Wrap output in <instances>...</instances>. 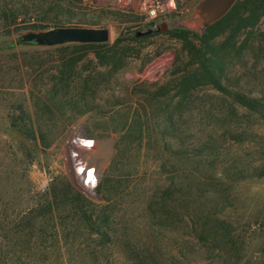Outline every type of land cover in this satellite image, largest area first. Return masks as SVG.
Returning <instances> with one entry per match:
<instances>
[{"label": "rangeland", "instance_id": "1", "mask_svg": "<svg viewBox=\"0 0 264 264\" xmlns=\"http://www.w3.org/2000/svg\"><path fill=\"white\" fill-rule=\"evenodd\" d=\"M6 1L28 13L16 24L3 26L0 20V45L25 30L59 26L106 27L109 44L131 38L109 51L42 53L33 50L34 44L0 50V264H131V252L147 243L143 234L149 232L150 211L181 214L184 205L197 204L193 185L188 188L189 148L210 126L221 132L219 119L227 107L240 109L223 89L264 100V9L251 28L233 33L229 23L216 33L222 71L213 81L190 59L199 37L170 34L175 27L203 33L185 23L198 0H183L173 23L151 24L140 10L114 0ZM146 29L153 32L136 35ZM246 37L249 45L238 50ZM59 78L70 82L53 90ZM110 131L120 148L97 174L93 168L78 173L76 161L82 162L87 151L82 146ZM259 141L244 139V176L233 182L229 199L203 202L212 213L200 221L204 211H197L189 235L181 224L158 229L164 253L156 252L162 261L168 264V255L182 250L189 264H264V173L251 167L261 161L255 152ZM106 167L109 180L101 193L97 185ZM73 171L81 178L97 176L95 196L78 187ZM173 183L184 194L163 195L168 185L174 190ZM69 188L87 200L84 206L72 201ZM87 218L99 220L97 231ZM215 219L225 224L223 231H216ZM202 221L218 245L198 238ZM227 231L232 242L223 248L220 238H228Z\"/></svg>", "mask_w": 264, "mask_h": 264}, {"label": "trees", "instance_id": "2", "mask_svg": "<svg viewBox=\"0 0 264 264\" xmlns=\"http://www.w3.org/2000/svg\"><path fill=\"white\" fill-rule=\"evenodd\" d=\"M22 8L23 6L14 8L7 4L6 0H0V20L4 22L3 26L9 25L11 23L16 24L17 19L20 18V16H23L20 18L23 19L28 11ZM263 9L264 0H236L231 8L226 12V14L216 22L205 27L202 34L199 35L197 32L190 31L183 27L171 28L170 34L179 38H186L188 34L199 37L201 44L199 47L191 48V50L195 51L194 53L190 52V59L193 58V62L196 61L199 63L204 75L209 77L210 80L215 81L218 78L216 72L220 73L222 71L220 60H216L215 56L216 51L222 46V43H216L215 40H213L216 36V33L220 32V30H224L223 27H227L229 23H231V25H229L231 27L230 31L233 33H240L242 30L244 31L247 28H251L253 19L258 17ZM24 21L27 23V26H36L34 25V22L30 23V19H24ZM124 38L127 39L131 37L124 36L117 38L118 40L112 44H109V42L67 43L52 47L35 46L33 50L42 53L53 51H59L60 53H63L70 50L77 51L83 48H94L97 49V51L105 49L106 51H109L121 39ZM248 45L249 37H246L244 42L241 45L238 44L237 47L238 50H242L243 48H247ZM256 47L257 46H255V48ZM13 48L14 45L10 42L5 45H0V50ZM89 81L91 83L93 82L92 84L94 85V81H91L90 78ZM62 82L63 84L68 85L70 80H68V78H59L57 82L53 84L52 89L54 90V88L58 84H62ZM223 92L227 93L229 96H232L238 103V107L240 109H236L235 106L227 107L222 117L219 119L222 129L221 132L218 133L217 129L215 130L214 125H212L210 126V129H208V132L205 133L204 139H198V141H195V145H193L191 149L189 148L188 177L191 180L188 182V188L190 191L191 185H193V193H197L195 194L196 198L194 197L193 201L197 204L193 206V208L190 207V205L189 207L184 205L181 207V209H179V211L183 209L185 210L184 213L180 211L181 214H173L168 211L165 213H155L156 211H150L148 222L149 232L146 230V233L144 232L143 234L144 240H146L147 243L146 245L143 244L142 249L137 247L135 252H131L134 260V262L131 264H167L159 258V255L163 254L164 251H161V244L160 242L158 243V241H160V231L158 229L166 226L179 227L182 225L184 229L186 227L187 230H185V233L189 235V227H194L193 219L197 211H204L199 216L200 221L206 219L207 216L212 213H208L207 209L206 211L204 210L205 208L209 209V207L203 208V202L206 205H210L212 198L218 199V197H221L223 200L230 198L229 194L232 190L233 182L244 176V173L241 172L243 169V154H245V152L242 151L245 150L243 145L244 139H248V141H250L252 138L260 139L259 142L255 143L257 144L255 152L257 153L258 159L261 161L258 165L251 167H255L254 169H258V171L264 173V140L260 137L261 135L264 138V100L259 97L250 96L249 94L243 93L241 91L223 89ZM261 129L263 132H260ZM110 133H112V131L103 132L99 136L111 135ZM114 148L115 150L120 148L118 137L115 138ZM113 158L114 156L111 158L109 164H112ZM201 163L204 165L205 163H209V165L215 164L214 166L217 167L218 165L219 168H217L216 171H214V166L211 169H203L198 166ZM108 169V167L105 168V173L97 185V189L101 193H104V189L109 180ZM169 186L170 185H168L165 190L161 191L163 195L171 197V195L175 192L184 194V190L181 192L183 188L180 184L175 185V183H173L172 187H175L174 190H170ZM69 189L72 194V201L78 203V205L84 206L87 200L79 195L73 188ZM193 201L189 200V204H191ZM71 207L78 206L71 204ZM84 212L86 213L85 210L82 211V213ZM104 220L105 219H102V222H104ZM215 220L216 223L214 224V228L216 231H223L226 227L225 224L220 220ZM97 221L95 219L87 218L88 226H91L94 231H97L98 229H96V227L98 228L100 226L96 224ZM203 225L205 224L202 221L201 227L197 228L199 230L197 233L198 238L204 241L208 240L211 246L218 245L219 243L217 241V237H211L210 232L205 230ZM227 236L228 238L226 239L220 238L222 242L221 247L223 248L225 246L224 244L228 245L229 247L230 243L232 242V235L229 233V231H227ZM187 247L189 249V243L187 244ZM156 249L159 255L156 252ZM168 258H170L168 264H189V256L187 255V251L184 252L180 250L176 254L168 255Z\"/></svg>", "mask_w": 264, "mask_h": 264}, {"label": "water", "instance_id": "3", "mask_svg": "<svg viewBox=\"0 0 264 264\" xmlns=\"http://www.w3.org/2000/svg\"><path fill=\"white\" fill-rule=\"evenodd\" d=\"M236 0H198L192 14L196 19L189 28L202 30L223 17ZM189 17V18H190ZM185 27V26H184ZM163 29L159 27L157 30ZM153 32V29L137 31V36ZM109 29L93 26H59L48 29H29L19 33L12 44H34L42 47H52L67 43H102L109 40ZM95 157L103 156L104 163L114 151L115 137L113 135L99 136L95 139Z\"/></svg>", "mask_w": 264, "mask_h": 264}, {"label": "built area", "instance_id": "4", "mask_svg": "<svg viewBox=\"0 0 264 264\" xmlns=\"http://www.w3.org/2000/svg\"><path fill=\"white\" fill-rule=\"evenodd\" d=\"M114 1H116L118 5H122V7L124 8L131 7L140 10L143 13V20L151 24L153 23V21L158 19H163V21L173 23L174 22V19H172L173 15L175 17H178L177 10L183 0H114ZM77 135L81 136L79 133H77ZM73 178L77 183L78 187L85 194L89 196H95L94 186L96 183L97 176L95 180H92L90 178V175L87 176L84 175L81 178V176L78 175L77 172L73 171Z\"/></svg>", "mask_w": 264, "mask_h": 264}, {"label": "bare ground", "instance_id": "5", "mask_svg": "<svg viewBox=\"0 0 264 264\" xmlns=\"http://www.w3.org/2000/svg\"><path fill=\"white\" fill-rule=\"evenodd\" d=\"M196 19L193 15L185 22L189 23V25L192 24V22ZM87 145H83L82 148L84 150H87L82 155V162L76 161V171L79 173L81 168L82 172L88 173L92 168L94 169L95 173L97 174L99 172V167H101L104 164V154L103 156L95 157V154L93 153V149H95V142L93 140H87ZM74 137L73 140H71V151H73V147L75 145ZM70 151V152H71ZM80 168V169H79ZM83 173V174H84Z\"/></svg>", "mask_w": 264, "mask_h": 264}]
</instances>
